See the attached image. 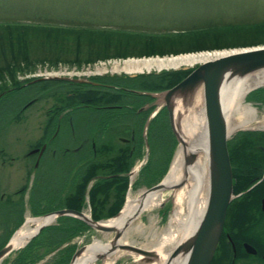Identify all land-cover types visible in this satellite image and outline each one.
I'll list each match as a JSON object with an SVG mask.
<instances>
[{
	"label": "rangeland",
	"instance_id": "obj_1",
	"mask_svg": "<svg viewBox=\"0 0 264 264\" xmlns=\"http://www.w3.org/2000/svg\"><path fill=\"white\" fill-rule=\"evenodd\" d=\"M262 24L264 0H0V193L11 197L13 191L24 188L22 197L21 193L13 195L12 199H18L16 207L19 206L13 215L0 211V236L7 229L11 230L6 241L24 223L27 215L36 217L58 208L45 209L46 206L54 205L62 196L64 182L68 185L67 176L75 167L74 159L81 158L79 153L68 150L63 157L64 161L48 166L47 152L38 160L35 155H26L28 148L34 147L36 137L45 132L44 123L51 120L50 113L62 116L63 124L55 132L48 129L47 134L52 131L53 135L55 133L52 144L60 145L66 137L68 140L66 116L70 114L66 112L69 110H58L61 103L57 106L54 95L61 94L63 97L71 90L65 88L58 92L59 87H62L60 84L70 87L74 84L73 78L78 77L91 81L102 78L106 81L105 75L108 74H112L111 77L135 78L140 74L177 68H151L141 72L120 70V64L131 58H165L264 44V32L255 35L247 32L252 29L250 26L259 27ZM49 27L56 30L46 31ZM203 45H216V48H199ZM115 64L119 65L116 66L118 68ZM181 66L185 65L178 67ZM262 88L264 83L252 87L243 97V102L255 107L259 117L264 116ZM159 95L156 99L146 100L155 103V107L145 113L144 118L155 115L156 108L160 110L162 97ZM62 99L64 104L68 101ZM200 100L201 95L185 99L177 96L173 104L178 112L183 113L192 104L199 105ZM78 117L82 126L77 128L76 135L85 132L81 110ZM132 119L135 118L132 116ZM248 129H236L228 138ZM145 132L146 128L143 135ZM159 141L160 144L154 143L152 155L145 143L136 147V156L127 172L128 186L115 214L122 209L128 193L141 195L145 188L167 174L180 143L168 130H162ZM68 143L73 146L72 140H68ZM57 154L56 161L61 160L58 150ZM150 155L153 163L148 169H142ZM161 165L164 166L161 176L149 182L145 171L152 170L154 174L162 168ZM45 175L49 181H46ZM175 194V188L165 189L157 205L143 209L133 219L134 223H140V227L135 230L124 227L121 241L141 246L155 238L153 232L161 234L174 209ZM82 208L89 211L86 192ZM19 214L20 220L12 227L11 222L17 221L12 217ZM115 214L102 220L114 217ZM5 219L7 226L3 224ZM81 221V227L77 228L76 223L67 219L64 221L69 223L67 234H52L46 239H40L27 257H17V251L31 237L7 252L0 259V264H69L71 255L79 246L91 244L96 238L111 241L114 231H103L83 219ZM55 222L54 217L47 225ZM157 253L160 252L157 250ZM93 264H160V261L157 257L144 261L140 254L122 248L96 257Z\"/></svg>",
	"mask_w": 264,
	"mask_h": 264
},
{
	"label": "trees",
	"instance_id": "obj_2",
	"mask_svg": "<svg viewBox=\"0 0 264 264\" xmlns=\"http://www.w3.org/2000/svg\"><path fill=\"white\" fill-rule=\"evenodd\" d=\"M250 27L252 29H249L247 32L254 35L258 32H264V24L259 27ZM51 29L55 28L49 27L46 31L51 32ZM7 30L9 31V29ZM254 42L256 41H249L248 43ZM218 46L222 47V45ZM213 47L216 48V45L209 47L203 45L199 48L213 49ZM6 62L8 61L6 60ZM187 71V69H174L161 71L159 73L151 72L148 74H140L135 78H121L124 87H117V90L111 89L110 87L107 88L103 84L74 82L70 87H65V85L63 86V84H60L62 87H59L58 92L60 89L65 88L71 91L70 93H65L63 97L61 94L54 95L55 102H58L57 105L61 103L58 110H63L65 108L69 110L66 113L73 116L71 121V126L73 128L82 126L78 117L81 110L84 114L83 128L85 132L78 134L80 136L76 134L75 136L68 135V140L73 141L72 145L75 149L73 146H69L68 140L66 139L67 137L63 139L60 145L52 144L54 135L51 133L47 134V132H49L48 129L51 128L53 130L56 122L59 127L63 124L62 116L59 117L57 113H50L52 114V117L49 118L51 120L44 123L45 127L43 131L45 132L36 137L33 144L34 147H30L32 149L28 151V154L34 156L36 155L37 148L45 143L40 157L44 152H47L48 156L46 163L48 166H52L56 162L58 156L57 150L62 161H64L65 158L63 157L67 154L68 150L71 151V153L74 152L81 155V158L74 159L75 167L74 170L71 171V174L67 176L68 185L64 182L65 188L62 191V196L54 205L46 206L45 209L54 207H71L79 209L83 205V195L86 192L91 218L98 219L115 214L123 201L124 193L127 188L126 172L136 156V147H141V145L145 143L149 147V151L152 155V152L154 154V143L160 144L159 138L162 137V130H168V133L172 134L170 128H168L169 125L166 112L160 109L148 120L146 132L145 135H143L142 131L145 119L143 116L148 111H140L137 110V108L145 99L151 97L143 93L139 94L129 88L136 87V89L154 90L164 88L175 83ZM99 80L102 79L99 78ZM113 90L116 92L114 93ZM260 90L264 93V88ZM52 91L54 90L52 89ZM62 98H66L68 101L64 104L62 102L64 99ZM127 103H129V105ZM109 105L115 106L110 107ZM78 109L79 111L76 112ZM132 116L135 119H132ZM66 126L68 125L66 124ZM131 130H133V134H131ZM52 145L55 147L53 153L50 152L51 148H53L51 147ZM151 155L142 166V169H148L151 166V162L153 163ZM161 167L162 168L157 172L155 171L154 174L151 173L152 170L145 171V176L149 182L155 181L161 176L164 166L161 165ZM45 179L49 181L47 175H45ZM23 189L22 187L16 189L12 192L11 197L9 194L0 193V197H3V200L0 201V211L7 212V215H13L17 207H19H16L18 199H12L13 195L15 193L16 195L21 193L22 197L24 193L22 192ZM14 207L16 208L14 209ZM20 217V214L17 217H12V219H17L15 223L11 222L13 223L12 227L20 220ZM66 218H70L72 222L76 223L77 228L79 226L81 227L82 221L80 218L68 214H60L56 217L55 223L42 227L37 232L35 238L32 237L20 248L17 251V257H27L29 252L39 243L40 239H46L52 234L60 233V236L67 234L69 231V223L64 222L67 221ZM6 222L7 219L3 220V224L7 226ZM10 231L11 230L7 229V231L3 232L2 236H0V246L5 242Z\"/></svg>",
	"mask_w": 264,
	"mask_h": 264
},
{
	"label": "bare ground",
	"instance_id": "obj_3",
	"mask_svg": "<svg viewBox=\"0 0 264 264\" xmlns=\"http://www.w3.org/2000/svg\"><path fill=\"white\" fill-rule=\"evenodd\" d=\"M229 51L227 49L201 51L165 58H131L120 64L119 69L127 72H141L144 70L149 71L151 68L188 66ZM116 66L119 65L115 64ZM261 83H264V68L250 71L241 76L223 78L219 87V100L227 134L233 133L234 130L242 127L264 125L263 116H257L255 107L243 102L245 93ZM196 95L200 97V93ZM192 105L183 113L175 110L178 114L175 127L181 140L167 174L161 181L163 183L162 187L143 191L141 195L128 193L119 213L100 222L115 227H123V229L124 227L134 228L135 230V228L140 227V223L133 222L138 213L143 209L157 205L162 200L165 189L175 188L174 209L169 215L168 223L163 227L161 234L156 235L153 232L152 235H155L153 240L140 244L143 247L150 246L158 250L161 253L158 257L161 263L177 241L188 237L192 233L206 206L209 187L207 129L202 101L200 100L199 105ZM189 152L196 153V157L193 161L185 163L184 154ZM177 183L182 184L175 186ZM54 216L53 213L36 217L27 215L24 223L13 233L9 240L12 248L22 245L40 223H48ZM122 239L123 236L119 237L115 242V246H112L111 241L96 238L91 244L84 245L69 264H93L96 257H102L116 249H122L116 246L117 243H124L121 241ZM161 246H163L162 249ZM181 253L176 254L169 264H183L185 254L182 255Z\"/></svg>",
	"mask_w": 264,
	"mask_h": 264
},
{
	"label": "water",
	"instance_id": "obj_4",
	"mask_svg": "<svg viewBox=\"0 0 264 264\" xmlns=\"http://www.w3.org/2000/svg\"><path fill=\"white\" fill-rule=\"evenodd\" d=\"M260 68H264V44L239 47L231 49L224 54L197 62L173 85L151 93L152 95L158 96V93L162 92L160 94L161 96H159L162 97V104L166 107L170 128L178 141L181 140L175 127L176 116L178 115L176 112L178 111L174 107L173 100L177 96L185 99L200 93L202 96L208 140L209 187L205 209L192 233L188 237L175 243L162 264H169L176 254L183 251L187 253L186 264L208 263L219 235L226 206L232 195L230 163L226 148L227 131L219 100V87L225 77L241 76ZM195 157L196 153L194 152L185 153L184 162H191ZM180 184L182 183H177L175 186ZM162 185L163 183L158 181L145 188L144 191L157 189L162 187ZM51 213L55 215H75L97 229L114 231L111 239L112 246H115V242L121 237L123 227L100 223V220L86 216L82 209L63 207L51 210L42 215ZM43 225L45 223H40L27 239L34 235ZM9 240L10 237L0 247V259L12 249ZM84 245L79 246L73 252L71 260L81 251ZM116 246L127 248L135 253L144 255L142 257L144 261L158 256L155 250L130 243L120 242Z\"/></svg>",
	"mask_w": 264,
	"mask_h": 264
},
{
	"label": "flooded vegetation",
	"instance_id": "obj_5",
	"mask_svg": "<svg viewBox=\"0 0 264 264\" xmlns=\"http://www.w3.org/2000/svg\"><path fill=\"white\" fill-rule=\"evenodd\" d=\"M111 75H105L106 81L86 79L83 82L103 84L114 90H117V87L123 88L121 77H111ZM129 89L136 92L137 90H154L136 89V87ZM143 94L149 96L147 93ZM149 99L152 100L153 97ZM152 106L147 104L140 108V111L147 112ZM72 119V115L67 116V130L70 136H75L77 128L71 126ZM247 128L249 129L236 132L227 140L232 195L226 206L219 235L207 264H264V125ZM55 129L56 131L59 129L57 122L53 131ZM51 147L53 148L50 152L53 153L55 147L54 145ZM258 199L259 204H257ZM181 254H185L183 264H186V251Z\"/></svg>",
	"mask_w": 264,
	"mask_h": 264
}]
</instances>
